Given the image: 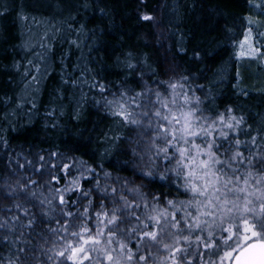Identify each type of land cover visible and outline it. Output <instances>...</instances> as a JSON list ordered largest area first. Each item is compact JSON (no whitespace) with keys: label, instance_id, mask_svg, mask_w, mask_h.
I'll use <instances>...</instances> for the list:
<instances>
[{"label":"snow or ice","instance_id":"1","mask_svg":"<svg viewBox=\"0 0 264 264\" xmlns=\"http://www.w3.org/2000/svg\"><path fill=\"white\" fill-rule=\"evenodd\" d=\"M139 2L147 7L146 0ZM246 3L264 16V0ZM90 6V0H31L21 7L79 14ZM96 10L107 14L106 8ZM11 12L28 19L15 0L11 7L0 5V18ZM136 18L157 26L150 14L137 10ZM244 19L251 33L256 21ZM193 62H200L198 53ZM120 63L130 75L119 84L96 81L90 87L99 94L93 104L135 133H104L101 141L108 145L105 155L114 150L131 157L113 167L130 171L134 179H113L102 163L89 164L71 154L78 149L64 151L51 144L17 151L0 130V249L8 251L0 255V264H264V115L256 112L253 123L244 115L250 93H233L245 101L229 102L223 112L208 116L205 109L211 111L208 106L215 103L212 87L225 83L221 70L201 99L194 92H203L205 86L190 87L197 79L195 69L185 68L179 81L172 82L159 77L175 72L179 64L159 70L146 59L133 64L126 57ZM30 74L25 72L26 77ZM233 79L239 82L238 72ZM165 85L175 93L171 99L160 91ZM46 115L52 117L53 111ZM122 144L134 146L125 149ZM136 181L159 185L161 191L144 192L145 183Z\"/></svg>","mask_w":264,"mask_h":264},{"label":"trees","instance_id":"2","mask_svg":"<svg viewBox=\"0 0 264 264\" xmlns=\"http://www.w3.org/2000/svg\"><path fill=\"white\" fill-rule=\"evenodd\" d=\"M26 3L31 0H15L27 20L20 19L18 12L0 18V130L17 151L21 147L27 150L28 145L38 149L51 144L64 151L78 149L71 154L89 164L102 163L113 179H134L130 171L113 167L117 161L131 157L114 150L105 155L108 145L101 141L104 133L128 137L135 133L93 104L99 94L90 87L96 81L109 86L119 84L130 75V70L120 63L126 57L133 64L146 59L147 64L159 70L179 64L175 72L159 77L165 81H179L185 68L195 69L197 79L190 87L195 90L197 84L205 86L203 92H194L201 99L212 82L219 79L215 73L221 70L225 83L212 87L215 103L204 114L213 116L217 110L223 112L229 102H244L245 97L233 95L243 89L252 97L247 99L244 111L249 122L253 123L256 112L264 115V36L258 35L264 33V16L250 11L246 0H146L147 7H142L139 0H103L99 4L90 0L91 6L79 14L56 7L37 13L21 7ZM2 4L11 7L12 0H0ZM97 7L106 8L107 14L101 15ZM137 10L152 15L157 26L138 22ZM248 16L256 21L251 33L244 19ZM41 43L47 47L42 48ZM194 53L199 54L200 62H193ZM33 65L40 71L36 72ZM141 67L147 71L145 64L141 63ZM26 71L31 72L27 77ZM136 71L139 73L140 68ZM237 72L239 82L233 79ZM32 75L37 79L32 80ZM188 87L185 85L184 90ZM160 91L167 99L175 95L166 85ZM49 111H53L52 117L46 115ZM77 112L79 118L75 119ZM53 123L56 128L51 127ZM259 123L256 119V126ZM132 146L120 145L125 149ZM149 188L161 191L159 185L146 183L143 191ZM163 191L187 199L174 189ZM0 255L7 256L8 251L0 249Z\"/></svg>","mask_w":264,"mask_h":264}]
</instances>
